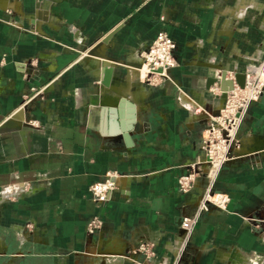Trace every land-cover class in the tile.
<instances>
[{
	"label": "crops",
	"instance_id": "crops-1",
	"mask_svg": "<svg viewBox=\"0 0 264 264\" xmlns=\"http://www.w3.org/2000/svg\"><path fill=\"white\" fill-rule=\"evenodd\" d=\"M13 2L18 9L0 6V187H31L0 203V264H99L95 254L124 253L142 239L159 264L178 255L179 264H264V233L248 219L264 218V91L239 128L244 155L213 182L227 208L202 211L188 238L180 220L197 209L205 179L187 193L176 183L199 153L202 110L214 106L206 76L243 73L248 59L264 58V0ZM159 30L176 41L179 65L151 85L126 62ZM108 34L100 49L116 65L100 88L103 57L86 50ZM112 171L127 176L95 206L88 186ZM93 214L104 225L90 240ZM24 226L31 232L20 250ZM129 258L104 264L142 260Z\"/></svg>",
	"mask_w": 264,
	"mask_h": 264
},
{
	"label": "built area",
	"instance_id": "built-area-1",
	"mask_svg": "<svg viewBox=\"0 0 264 264\" xmlns=\"http://www.w3.org/2000/svg\"><path fill=\"white\" fill-rule=\"evenodd\" d=\"M18 27L23 28L22 22L12 20ZM177 49L176 41L164 30H159L152 40L140 46L133 51L136 57L133 63L146 66L147 72L141 81L155 85L156 83L172 79L171 70L179 65L175 57ZM129 61V60H128ZM129 63V62H126ZM264 69V63L255 69L250 65L243 71V85L234 84L232 89L220 90L219 84L214 83L215 87L211 90L212 98L215 99L211 112L205 116V126L198 144L199 153L195 160L186 166V169L177 176L176 183L179 191L187 193L195 188L200 178L205 179V186L201 197L197 202V209L192 214H185L181 217L180 226L184 230V235L188 238L197 224L202 211L209 208L226 209L229 202V196L224 192L213 189V182L224 164L238 158L244 154L238 151L243 137L239 134V128L243 118L253 102H256L262 91H264V71L258 72L257 69ZM213 72L219 78L221 71ZM234 76V74H233ZM233 76H229L233 78ZM219 94H214L218 90ZM39 94V90L33 92L26 100L31 99ZM26 103V102H24ZM34 124H37L34 121ZM242 137V138H241ZM127 176L116 171L107 172L98 180L91 182L88 186L89 196L95 206H100L109 199L112 192L120 186V178ZM30 183L13 182L0 187V203L11 198L17 197L24 191L30 190ZM253 224L262 228L264 233V218H251ZM104 222L101 216L93 214L86 223V233L90 240L94 234L100 232ZM262 225V226H261ZM30 228L27 226L17 230L16 235L19 240V249L30 235ZM264 238V237H262ZM154 243L142 239L136 242L129 251L114 255L95 254L98 257V263L104 264L114 257L128 258L134 253L141 254L142 260L139 264H159L154 261L156 251ZM21 252V251H20ZM176 252V251H175ZM175 254V253H174ZM177 256V254H176ZM180 255L173 258L171 264H179Z\"/></svg>",
	"mask_w": 264,
	"mask_h": 264
},
{
	"label": "water",
	"instance_id": "water-1",
	"mask_svg": "<svg viewBox=\"0 0 264 264\" xmlns=\"http://www.w3.org/2000/svg\"><path fill=\"white\" fill-rule=\"evenodd\" d=\"M110 37H111V34H108L103 39L99 40L98 42L93 44L90 48H88L86 52L91 55H97L98 54L97 49L103 47L108 42ZM102 57H103V60H101L102 62L100 65V71L102 73V77L100 80L101 81L100 88H102V86H105V87L110 86V84L112 83L113 72H114V68L116 65V63L107 56L106 49H105V53L102 54ZM107 60L109 62L105 63V61ZM135 65H139V64L135 63ZM214 83L219 84L220 90L232 89L234 84H238L241 86L243 85L244 74L242 72H236L233 78H231L227 76V72L225 70H222L219 78H217L213 74L206 76V79H205L206 88H210L211 85H213ZM124 103H125V100L123 98H120L119 104H118L120 111ZM111 110L114 112V109H111ZM180 223H181V220H180Z\"/></svg>",
	"mask_w": 264,
	"mask_h": 264
},
{
	"label": "bare ground",
	"instance_id": "bare-ground-1",
	"mask_svg": "<svg viewBox=\"0 0 264 264\" xmlns=\"http://www.w3.org/2000/svg\"><path fill=\"white\" fill-rule=\"evenodd\" d=\"M14 0H0V6H6L5 8L6 9H8V8H10L11 7V5L12 6H15L16 7V5L14 4V2H13ZM13 2V3H12ZM17 9H18V7H16ZM21 17H22V15H20ZM14 21H17V20H14ZM17 22H19V21H17ZM102 50H104V49H102ZM100 48L99 49H97V52H98V54L97 55H94V56H99V57H102V54H103V51H102ZM91 55V54H90ZM136 57V55L134 54H132L131 55V57H130V59H129V63H128V67H131V68H133V69H135V70H138L139 72H140V70H143L144 68H142V67H145L146 68V66H141V65H135V63H133V59ZM103 59V58H102ZM101 59V60H102ZM99 64H101V63H99ZM144 71V70H143ZM146 72H147V69L145 70ZM146 72H145V74H144V76H142L141 78H144L145 76H146ZM215 73H216V71H215ZM142 74V73H141ZM262 78H264V74H262ZM24 105L25 104H23L20 108H18L17 110H19V112H21L22 113V111H23V109H24ZM211 109H212V105H209V107H207V109H204V110H202V114H207V113H209V112H211ZM119 249H116L115 247L114 248H111L110 250H108L109 252H112V253H108V254H111V255H114V254H119V251H118ZM107 251V252H108ZM115 252V253H114ZM231 255V254H230ZM233 255V254H232ZM234 256V255H233Z\"/></svg>",
	"mask_w": 264,
	"mask_h": 264
},
{
	"label": "rangeland",
	"instance_id": "rangeland-1",
	"mask_svg": "<svg viewBox=\"0 0 264 264\" xmlns=\"http://www.w3.org/2000/svg\"><path fill=\"white\" fill-rule=\"evenodd\" d=\"M96 62V61H95ZM262 63H264V58H260V60L259 61H257L256 62V60L254 61L252 58H251V60L250 59H248V61H247V64L248 65H250V68H252V69H255L256 67H259V65L260 64H262ZM248 65L246 66V67H248ZM144 70V69H143ZM140 71V73H142L141 75L142 76H144V74H145V70H146V68H145V70L144 71ZM257 71L258 72H260V71H264V69H262V68H260V69H257ZM32 94H29V96H31ZM40 95V94H39ZM28 96V97H29ZM37 96V95H36Z\"/></svg>",
	"mask_w": 264,
	"mask_h": 264
}]
</instances>
